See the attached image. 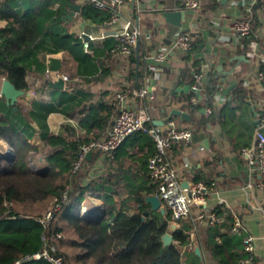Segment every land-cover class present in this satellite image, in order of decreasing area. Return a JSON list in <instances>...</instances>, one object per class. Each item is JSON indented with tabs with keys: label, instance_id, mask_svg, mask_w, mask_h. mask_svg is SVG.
Returning a JSON list of instances; mask_svg holds the SVG:
<instances>
[{
	"label": "trees",
	"instance_id": "16d2710c",
	"mask_svg": "<svg viewBox=\"0 0 264 264\" xmlns=\"http://www.w3.org/2000/svg\"><path fill=\"white\" fill-rule=\"evenodd\" d=\"M54 3V0L36 1L26 13L21 14L17 9L18 0H0V20L6 22L4 28L0 29V82L8 80L17 90L27 89L28 79L23 59L27 58L44 34L46 24L54 15L48 9ZM262 4L263 1H257L249 13L245 14L251 33L242 38L241 51L244 53L251 41L259 38L255 32L262 25L256 15ZM108 17L103 16L99 21H106ZM51 38L60 43L66 53L60 72L67 75L70 81L84 78L79 75L81 62L75 53L77 48L82 52V39L57 33H53ZM259 39V45L263 48L264 39ZM115 46L108 52L109 55L111 53L110 57H113L111 51ZM134 52L127 72L128 81L131 82L128 86L132 89L140 85L142 67L143 70L147 68L140 60V53L137 57ZM183 59L190 61L186 55ZM189 65L192 69L184 71L182 75L192 85L194 75L204 74V70L195 62ZM259 71L264 74V62H261ZM218 82L216 76L205 74L195 102L190 101L193 93L189 92L180 95L177 101L166 97L159 107L168 110L174 104H181L180 110L187 111L191 116L188 127L192 133L202 130L206 124L218 123L227 132L239 154L242 148L251 145L242 144L239 142V134L235 139L231 132L236 130V111L248 107L250 95L242 85L235 87L231 101L217 109L213 104ZM73 99L70 97L68 100ZM142 102L146 103L145 99ZM154 102L151 105L157 108L158 104ZM15 106L17 110L13 111V107L6 105L3 97H0V141L12 152L11 156H3L0 160V264H14L20 257L43 249L51 257L59 258L61 264H241L250 256L243 250L240 238L243 232L239 236L231 233L233 216L229 212L227 214L224 206L220 205L211 212L223 218L224 223L219 228L205 227L194 235L193 241L204 255L202 262L193 252L191 254L195 262L186 261L181 248L191 241L190 235L184 232L190 227L170 232L169 214L163 215L150 209L145 198L155 195L154 184L151 188L135 186L133 183L127 187L130 178L135 177L136 173L147 177L149 183L152 182L147 162L154 153V143L145 133L133 134L149 146L147 154L138 159L140 165L136 172H133L135 169L132 170L131 166L123 167L122 163L114 168L113 161L104 169L106 172H92L101 157L99 152H91V157H86L81 167L73 170V162L81 147L106 134L118 112L116 102L111 106L104 102L88 106L82 105L80 100L76 112L68 116L81 117L78 125L84 133L65 125L63 133L58 135L50 133L44 123L47 114L53 110L52 106L38 105L33 109H21L17 104ZM205 108L211 109L210 116L195 119V115ZM255 111L264 118V113ZM32 124L39 131L41 141L38 144L31 143L36 131ZM237 124L239 128L245 125L242 129L248 132L250 139L254 127L250 128V124L243 118ZM118 149L111 158L105 159H114ZM40 158L44 164L36 167V161ZM31 164L35 166V171ZM193 182H203L212 190L218 186L215 180L205 178L202 172L194 175ZM84 204L86 210H83ZM48 212L50 217L46 219ZM169 232L172 241L165 244L162 236ZM250 258L247 264H254V256ZM21 264L51 263L45 259H30Z\"/></svg>",
	"mask_w": 264,
	"mask_h": 264
},
{
	"label": "crops",
	"instance_id": "0c3cea01",
	"mask_svg": "<svg viewBox=\"0 0 264 264\" xmlns=\"http://www.w3.org/2000/svg\"><path fill=\"white\" fill-rule=\"evenodd\" d=\"M36 1L40 0H18L17 9L21 14H24ZM54 1L55 3L50 4L48 9V11L54 12L53 20L51 19L46 24L44 34L37 40L27 58L24 57L23 59L26 65L28 85L33 80L41 81L46 68L53 71L62 70L66 53L60 43L52 40L53 33L76 37L86 35L88 40L89 36L94 38L89 41L90 47L88 46L87 50L82 45V52H79L78 48L75 52L79 55L81 62L79 75L84 78L65 83L63 89L51 87L49 83L41 81L36 89V98L29 109H33L38 105L52 106L53 110L47 114L44 123L48 131L54 135L62 134L65 125H70L74 129H78L80 133H84L78 125L81 117L79 115H76L75 118L68 116L73 111L76 112L79 101L82 100V105L88 106H94L100 102L111 106L115 103V92L119 90L121 84H131L128 81L129 75L127 73L129 65L125 72L121 73V65L116 63L117 60L114 56L110 57L111 53L108 54L109 50L116 45V40L113 37L114 32L121 29L127 21L140 32V38L134 53L137 57L140 53V60L146 64L148 69L143 70L142 67L143 78L140 85L137 86L147 84L153 88L154 103L158 104L157 108H154L153 113H151L153 125L154 122L161 123L157 126L164 125L171 110H180L181 104L179 103L174 104L168 110L159 107V105L166 97L177 101L178 98L180 99V95H187L190 92L191 85L187 83L182 73L191 68L189 64L192 62H195L198 67L200 66L204 70V75L216 76L219 79L213 104L215 108L220 109L225 102L231 101L229 97H232V91L235 87L242 85L241 87L248 92V85L244 80L253 69L251 63L253 57L250 55L254 50L253 47L259 44V38L264 39V34L261 37L259 35V30L264 28V2L256 15L257 21L262 25L255 32L259 38L256 41H251L244 53L241 51L243 40L235 33L233 24L240 15L248 12L249 7L251 9L257 3L252 5L251 0H229L225 5H221L217 0H199L200 8L197 11H186L183 8L182 0H133L117 9L120 19L112 26H106L104 25L105 21H99L101 17L109 16L108 12H99L100 10L90 6L86 0ZM104 1L107 2L108 0ZM66 4L80 6L79 11L72 20H62ZM88 8L89 10L84 12ZM171 11L185 12V21L181 22L180 26L166 22L163 13ZM86 13L87 15H85ZM5 25L6 22L0 20V29L4 28ZM180 31L191 33L194 39L190 50L184 53L170 44ZM82 42H84L83 38ZM159 49L168 51L167 61L163 64L167 72L155 75L153 71L154 62L148 56L153 55ZM185 55L189 56V62L183 59ZM240 56H243L244 60L238 59ZM70 63L73 64V62ZM218 67H220V70H218ZM136 75H138L137 68ZM230 81H235L236 86L227 95H223L222 90L229 85ZM66 84L67 87L69 85L68 88ZM185 86L189 87L188 93L179 90ZM249 95L248 107L235 113L234 128L236 130L231 132V135L236 139L239 134V142L254 145V131H252V137L249 139L248 132L243 130L245 125L239 128L237 122L243 115V119L250 124V128L254 127L255 129L257 119L254 112L258 110V102L264 103V92L259 91L256 95L249 93ZM70 97L74 99L68 100ZM134 101L137 106L142 104V100L139 98H135ZM16 104L21 109H26L23 97ZM182 112L188 114L191 119L187 111ZM201 117L204 116L200 110L195 115V119ZM172 118H176L171 119L176 126L188 127V122L181 117ZM204 118L206 119V117ZM32 126L36 131L31 143L38 144L41 141L39 131L35 124H32ZM143 143L138 136L128 137L117 150L114 159L107 160L103 156L98 158L96 165L102 168L99 173L101 171L106 172L104 169L113 162L114 168L118 163H122L123 167L131 166L132 170L135 169L133 172H136L140 165L138 159L147 154L149 149V146ZM0 145L7 148V150L10 149L1 141ZM3 154H0V160L4 158ZM168 158L172 166L176 168L178 178L182 184L194 183L193 178L197 172H202L205 178H211L218 183V186L207 196L204 211L211 212L222 203L227 214L229 212L231 216L239 215L243 222V233L240 236L241 243L242 237L252 236L255 245L253 252L254 264H264V191L247 186L248 170L240 155L234 149V143L230 142L227 132L222 130L218 123L206 124L202 130L192 133V139L189 143H172L168 149ZM132 159H135V161L133 162ZM38 161L42 163L43 159L40 158ZM185 165L188 167H185ZM129 182L128 188L132 183L139 187H150L153 184L152 182L149 183L147 177L139 173H136V176H133L132 179L130 178ZM200 212V209L193 208L188 219L181 222H171L170 224L175 225V230L189 226L190 228L184 230V232L194 240L196 232L199 233L206 227L198 224L196 220L197 214ZM196 248H198L196 244L192 251H188L185 247L181 248V252L185 253L184 257L188 263L195 262L191 252L195 254ZM195 256L198 257L201 263L202 257L204 258L202 251H200L199 256L196 254Z\"/></svg>",
	"mask_w": 264,
	"mask_h": 264
},
{
	"label": "built area",
	"instance_id": "2783aa9c",
	"mask_svg": "<svg viewBox=\"0 0 264 264\" xmlns=\"http://www.w3.org/2000/svg\"><path fill=\"white\" fill-rule=\"evenodd\" d=\"M86 1L97 10L107 11L109 17L104 25L112 26L120 19L117 9L133 0H108L107 2L104 0ZM257 1L259 0H251V4L253 5ZM261 1L264 2V0ZM182 3L186 11H197L200 8L199 0H182ZM249 9L250 7L247 13H249ZM233 29L241 38L250 35L251 26L245 14L240 15L235 20ZM263 34L264 28H261L259 30L260 37ZM113 37L116 40V46L111 51L112 56L117 60L116 63L121 65L120 68L122 73L123 71L125 72L130 63V57L138 44L140 32L127 21L123 24L121 29L114 32ZM80 38L82 39V35H80ZM93 39V37L89 36V40L83 42L85 50L88 49L89 41ZM192 40L193 36L191 33L180 31L170 44L184 53L190 50ZM253 49L250 55L253 57V59L251 58L253 69L244 81L246 85H248V93L256 95L259 91L264 92V74L259 71L261 62H264V43L263 48L258 44L255 45ZM148 58L154 62L153 71L155 75H161L162 72H167V69L163 65L168 58L167 50L159 49L153 55L148 56ZM204 78L205 75L202 73L194 75V82L190 86V92L193 93V96L190 98L191 102L196 101V93L200 92L199 87ZM60 80L63 81L64 84L70 81L67 75L48 68L44 70L41 77V81L44 83H56ZM41 81L33 80L28 85L27 89L24 90L23 102L26 109L30 108L31 103L36 98V89ZM152 92L153 88L147 84L132 89L128 85L122 83L114 96L118 109L117 115L113 118L110 127L103 137L93 140L81 147L79 154L73 162V170L76 171L81 167L88 153L99 152L101 157L111 158L113 152L118 149L128 137L135 133H145L151 137L154 143V153L147 162L148 175L154 184L155 196L159 199L165 212L169 214L170 222L175 223L188 219L192 209L197 208L201 210L196 217L198 224L206 227L219 228L224 223L223 218L216 216L212 212L204 211V208H206V198L212 191L211 187L203 182H194L183 187L178 178L176 168L172 166L168 158V149L171 144L178 142L189 143L192 139V130L189 127L176 126L172 120L166 121L162 126L153 125L150 114L151 110H154V107L151 105V102L154 100V94ZM135 98H139L142 101L145 99L146 103L142 102L140 106H137L134 101ZM257 111L264 113V103L258 102ZM210 114V108L203 109L204 117L207 118ZM255 116L257 125L254 131V141H256L257 144L242 148L239 155L248 170L247 186L259 191H264V133L262 132L264 128V118H261L259 113H255ZM185 167L188 166L185 165ZM49 217L50 212L46 214V219ZM242 230L243 222L241 218L239 215H234L232 218L231 233L239 235ZM242 245L243 250L250 256L248 259L243 260L241 264H247L254 252V238L250 235L244 236L242 238ZM194 248L195 243L193 239H191L190 243L185 246V249L192 251ZM30 259H45L51 264H61V260L51 257L46 249L31 255L22 256L14 264H21Z\"/></svg>",
	"mask_w": 264,
	"mask_h": 264
},
{
	"label": "water",
	"instance_id": "95a60500",
	"mask_svg": "<svg viewBox=\"0 0 264 264\" xmlns=\"http://www.w3.org/2000/svg\"><path fill=\"white\" fill-rule=\"evenodd\" d=\"M221 5H225L229 0H217ZM66 10L63 11V16H62V20L67 19V20H72V18L74 17V15L79 11L80 6L76 5V4H66L65 5ZM163 17L165 18L166 22L173 24L175 26H180L181 22L185 21V12L183 11H171V12H164L163 13ZM84 42L88 41V36L83 35L82 36ZM238 59L244 60L243 56L238 57ZM218 70H220V67H218ZM230 75V73H228ZM51 87L54 88H59V89H63L64 87V83L63 81H57L56 83H49ZM236 86V82L235 81H230L229 85L222 90V94L223 95H227L228 92L233 89ZM179 90L183 91L184 93H188L189 91V87L185 86L183 88H180ZM24 91L23 90H17L8 80H3L1 82L0 85V95L1 97H3L6 105H9L11 107H13V110L16 111L17 107L15 106L16 103L18 102V100L24 96ZM196 96L199 97V92L196 93ZM231 99V97H229V100ZM201 113H203V110H201ZM172 117H181L182 119H184L186 122L190 121V117L188 114L180 111V110H176L173 109L170 111L169 115L167 116V121L170 120ZM161 123H156L154 122V125H160ZM206 142V141H205ZM257 144V142L255 141V145ZM87 159H89L91 157V153H88L86 155ZM183 187H186L187 185L184 183L182 184ZM145 202L148 203L150 205V209L152 211H159L160 213H162L163 215L166 214L165 210L163 209V207L161 206V203L159 201V199L157 198V196L152 195V196H148L145 198ZM175 225L172 224L170 226V232L174 231ZM166 233L162 236V241L165 244H169L172 241V236L171 233ZM195 254L197 256H199L200 251L199 248L195 249Z\"/></svg>",
	"mask_w": 264,
	"mask_h": 264
},
{
	"label": "rangeland",
	"instance_id": "374dc122",
	"mask_svg": "<svg viewBox=\"0 0 264 264\" xmlns=\"http://www.w3.org/2000/svg\"><path fill=\"white\" fill-rule=\"evenodd\" d=\"M79 51H81L80 50V48H79ZM151 113H153V110H151V112H150V114ZM243 114V113H242ZM244 116L242 115V118H243ZM252 130V129H251ZM2 142V141H1ZM9 148V147H8ZM6 150H7V148H4V146H2V145H0V154L1 153H4L3 155H4V157H9V156H11L12 155V152H11V150L10 149H8L7 150V152H6ZM3 151H5V152H3ZM42 164H44L43 162L42 163H40V161H36V167H38L39 165H42ZM31 166V168H32V170H34L35 171V166L33 165V164H31L30 165ZM102 168H99L98 167V165H96L95 167H94V169L92 168V172H97V171H100ZM97 170V171H96ZM24 209V208H23ZM83 210H86V208H85V204L83 205Z\"/></svg>",
	"mask_w": 264,
	"mask_h": 264
}]
</instances>
